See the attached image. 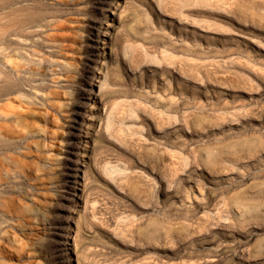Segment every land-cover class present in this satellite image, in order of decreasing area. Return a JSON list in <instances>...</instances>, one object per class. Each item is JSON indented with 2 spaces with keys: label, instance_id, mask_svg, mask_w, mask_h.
<instances>
[{
  "label": "rangeland",
  "instance_id": "374dc122",
  "mask_svg": "<svg viewBox=\"0 0 264 264\" xmlns=\"http://www.w3.org/2000/svg\"><path fill=\"white\" fill-rule=\"evenodd\" d=\"M71 1L56 18L37 9L42 46L29 47L15 30L26 4L0 0V129L21 139L0 162L23 163L34 186L0 197V264H264V0H116L114 61L90 100L76 90L103 38ZM73 108L92 120L76 185L61 180L83 148L67 144ZM56 213L69 239L54 259Z\"/></svg>",
  "mask_w": 264,
  "mask_h": 264
},
{
  "label": "bare ground",
  "instance_id": "6f19581e",
  "mask_svg": "<svg viewBox=\"0 0 264 264\" xmlns=\"http://www.w3.org/2000/svg\"><path fill=\"white\" fill-rule=\"evenodd\" d=\"M47 0H9L10 7L15 6L16 4H26V5H20V9L27 12L26 16L28 17L25 19L23 22L19 23L18 26H15V30L17 31V34H19V37L22 38V41L27 43L29 42V47H40L42 44L39 42H35L32 40L33 35H35V31H31V28L35 25V23H38L40 21L45 20L46 14L40 12H37V9L47 11V13L50 15L51 18H56L58 16H64L65 12L68 11L69 9L68 4L56 2L54 3H49L50 5H46ZM74 6H78L80 4H90V14L94 15L95 17L99 18V21L96 20H89V26L91 29H95V31L98 32L99 36L103 38L102 40V48H99V51H102V53L99 56H93V58L88 59V63L85 65V67L82 69L80 78H79V83L78 87L79 89L76 90V96L79 99L82 98H87V99H96L95 91H94V86L91 81L99 83V92L101 87L104 85L105 81V75L103 74L104 71H106L107 66L109 67L113 63V58L111 53H109V41L106 40L107 37H110L111 33L109 29H113V26L111 24V14L110 11L112 12L113 9V4H115L116 0H110L109 2L105 0H87V1H71ZM115 6V5H114ZM67 8V9H66ZM77 10L78 12H82L84 9ZM30 10L33 11V13L29 12ZM15 10H12V12ZM91 24V25H90ZM87 27V26H86ZM15 31V32H16ZM89 31V30H88ZM14 32V31H13ZM81 37V44L83 45L84 49H93L94 44H95V37L92 36V34L88 33L85 37ZM87 53V51H84ZM88 57V55H86ZM63 69L66 70V67H63ZM7 82L6 90H10L13 88L12 84L5 80ZM3 90V89H2ZM193 97L198 95V91H195V93H192ZM76 107V105H75ZM89 109V111H91ZM69 115L71 116V123L69 125V133H68V138H67V144L70 147L69 150H73L75 147V142L79 138L82 140L83 148L81 149V154L75 158V154L70 152H67L65 161L63 162V165L65 167V173L61 176V180H63L65 177L66 178H71L73 185H76L80 181V176L77 175L79 169L75 170V172H72L71 166L73 164L81 167L85 163V159L88 157V145L86 139L89 137V132L88 130L90 129V124L87 122H91V118L87 116L86 113H82L78 111L77 109L73 108L71 109ZM82 119L83 123V128L81 126V129L85 131L84 136H80V133L78 131V122ZM88 119V120H87ZM20 138H14V137H9L7 134L2 133V130L0 129V152L4 151L5 153L9 151H13V149H18L19 148V143ZM26 149H29L30 146L26 145ZM4 159L6 160V165H3L0 162V197L2 194H5L6 192L9 191H16V192H22L24 195L28 194L31 191H34V186L30 185L28 182H24L25 180H29L27 174L24 172V164L17 162L14 158H12L9 155H5ZM35 169L38 171L40 169V166L35 164ZM77 171V172H76ZM14 178H20L14 180ZM12 184V185H11ZM15 184V185H13ZM14 186V188H12ZM70 186V185H69ZM66 187V186H65ZM72 192H74L75 186L71 187ZM24 197V196H22ZM74 197L75 194L73 193L68 194L63 192V194L60 196V201L65 202L68 204L69 208H73L76 204L74 202ZM7 207V206H5ZM59 211H63L65 213H68V210H64L62 208H59ZM69 213H71L69 211ZM2 211H0V216L2 215ZM62 217L60 214L56 213L55 219L52 220L51 224L54 225L55 230H62L65 231L66 236L65 238L63 237V241H54L52 242V245L49 244V248L53 246V248H59L57 249L58 251L56 253L57 257L56 258H61L64 257V247L68 246V239L69 236L68 234V229H69V224L67 221L64 220H59L58 218ZM71 218V217H69ZM68 219V218H67ZM6 221V220H4ZM30 231H32V227L29 228ZM63 246V248H61ZM47 249V248H46ZM52 249V248H51ZM66 255V254H65ZM71 262V259L67 263V261L63 262H56L54 264H69Z\"/></svg>",
  "mask_w": 264,
  "mask_h": 264
}]
</instances>
